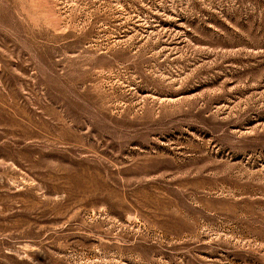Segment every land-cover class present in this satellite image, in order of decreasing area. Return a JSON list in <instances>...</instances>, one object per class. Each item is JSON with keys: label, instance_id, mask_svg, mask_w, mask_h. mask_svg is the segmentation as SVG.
I'll list each match as a JSON object with an SVG mask.
<instances>
[{"label": "rangeland", "instance_id": "374dc122", "mask_svg": "<svg viewBox=\"0 0 264 264\" xmlns=\"http://www.w3.org/2000/svg\"><path fill=\"white\" fill-rule=\"evenodd\" d=\"M0 264H264V0H0Z\"/></svg>", "mask_w": 264, "mask_h": 264}]
</instances>
